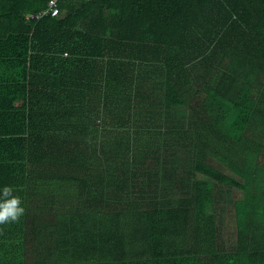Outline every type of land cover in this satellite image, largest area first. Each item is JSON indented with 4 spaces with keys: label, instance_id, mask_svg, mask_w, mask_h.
<instances>
[{
    "label": "trees",
    "instance_id": "1",
    "mask_svg": "<svg viewBox=\"0 0 264 264\" xmlns=\"http://www.w3.org/2000/svg\"><path fill=\"white\" fill-rule=\"evenodd\" d=\"M50 1L0 0V264H264V0Z\"/></svg>",
    "mask_w": 264,
    "mask_h": 264
},
{
    "label": "clouds",
    "instance_id": "2",
    "mask_svg": "<svg viewBox=\"0 0 264 264\" xmlns=\"http://www.w3.org/2000/svg\"><path fill=\"white\" fill-rule=\"evenodd\" d=\"M25 213L23 199L14 186H0V225L17 222Z\"/></svg>",
    "mask_w": 264,
    "mask_h": 264
},
{
    "label": "built area",
    "instance_id": "3",
    "mask_svg": "<svg viewBox=\"0 0 264 264\" xmlns=\"http://www.w3.org/2000/svg\"><path fill=\"white\" fill-rule=\"evenodd\" d=\"M57 2H58V0H51L49 2L47 11L43 12L40 16H38V18H41L47 14H51L52 16H59L60 11L58 9ZM30 18H33V16H30Z\"/></svg>",
    "mask_w": 264,
    "mask_h": 264
},
{
    "label": "rangeland",
    "instance_id": "4",
    "mask_svg": "<svg viewBox=\"0 0 264 264\" xmlns=\"http://www.w3.org/2000/svg\"><path fill=\"white\" fill-rule=\"evenodd\" d=\"M228 221H229V219H228ZM229 222H230V221H229ZM231 224H232V225H231ZM226 225H227L228 227H227ZM226 225H225V227L228 229V232H227V233L230 234V235H232V234L234 233V231H235V225H234L233 221L230 222V225H229V223L227 222Z\"/></svg>",
    "mask_w": 264,
    "mask_h": 264
}]
</instances>
